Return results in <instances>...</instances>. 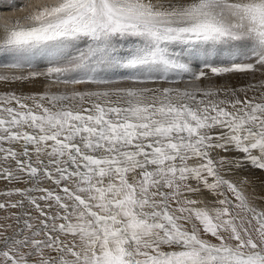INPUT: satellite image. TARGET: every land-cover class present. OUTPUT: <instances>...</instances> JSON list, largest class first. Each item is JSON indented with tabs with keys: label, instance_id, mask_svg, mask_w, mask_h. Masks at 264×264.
I'll list each match as a JSON object with an SVG mask.
<instances>
[{
	"label": "snow or ice",
	"instance_id": "snow-or-ice-1",
	"mask_svg": "<svg viewBox=\"0 0 264 264\" xmlns=\"http://www.w3.org/2000/svg\"><path fill=\"white\" fill-rule=\"evenodd\" d=\"M21 11L0 28L21 86L0 94V264H264V206L227 178L264 171V0Z\"/></svg>",
	"mask_w": 264,
	"mask_h": 264
},
{
	"label": "rangeland",
	"instance_id": "rangeland-1",
	"mask_svg": "<svg viewBox=\"0 0 264 264\" xmlns=\"http://www.w3.org/2000/svg\"><path fill=\"white\" fill-rule=\"evenodd\" d=\"M11 8L12 9L14 8V9L12 10ZM11 8L10 7L0 6V28H2L4 26L3 24H5V22H8V19L11 20L12 17L13 18H16L17 17V19H19V18L22 17V15H24V13L21 11L22 6H16V7L14 6V7H11ZM17 10H20L21 11L20 16H12L14 14V12H16ZM8 15H11V16L8 17ZM1 22H3V23H1ZM4 59H7V57H5ZM188 80H189V77L184 76L183 77V81L184 82H182V83H180L178 85H171V86L172 87H180V88H185V87H189L190 88V87H192V85L189 84V83H187ZM233 83H236V81H233ZM5 85L6 84H4V83L2 84L0 82V87H1L0 88V94L4 93L5 91H12V90H15V91H17V93H19V91L21 90V86L18 85V84L17 85H6V86ZM67 87H68V89H71V87H73V86H67ZM74 87H76V88H84V87H89V86L76 85ZM91 87H94V86H91ZM52 90L53 91H56L57 89H56V87H53ZM59 90L60 91H64L65 90V86H59ZM23 91L25 93H29V92H42V91H44V87L42 86L39 89H34V88H31V86H29V85H24L23 86ZM249 170H251L253 172V171H256L257 169H249ZM258 171H259L258 173H254V174L256 176H258L257 179L259 180V182L262 181L261 183L264 184V176H263L264 175V171H262V170H258ZM227 178L230 179V180H232V181H234V182H236V183L238 182L237 180L240 179L239 176H238V172H236L233 176L227 177ZM4 184H5L4 181H0V188H2L4 186ZM242 189H243V186H242L241 190ZM262 196H264V188L262 189L261 192L258 193V196H257V198H258L257 199V203L260 204V205H262V206H264V200L259 199Z\"/></svg>",
	"mask_w": 264,
	"mask_h": 264
},
{
	"label": "bare ground",
	"instance_id": "bare-ground-1",
	"mask_svg": "<svg viewBox=\"0 0 264 264\" xmlns=\"http://www.w3.org/2000/svg\"><path fill=\"white\" fill-rule=\"evenodd\" d=\"M29 3V0H0V6H4V7H16V6H22V8L27 4ZM12 9V8H11ZM14 9V8H13ZM12 9V10H13ZM10 13V12H9ZM20 13L21 11L20 10H17L16 12H14V14L12 16H20ZM11 15H8V17H10ZM23 16V15H22ZM4 18V17H3ZM22 18V17H21ZM14 19V20H13ZM17 20V17L16 18H13L10 20L8 19V22L9 23H14L16 22ZM3 23V22H1ZM6 23V22H5ZM4 25V24H3ZM3 84V82H1ZM6 86V85H5ZM40 87H42L41 85H37L35 87H32L31 88H34V89H39ZM55 87V86H54ZM1 88V87H0ZM258 169L256 171H247V172H238V176H239V180H237L238 184L240 182L241 179H243L244 177H247L249 183L248 184H245L243 185V189L242 191H245L247 195L249 196H253L255 195L256 197L258 196V193L262 191V189L264 188V184H262L261 182H259V180L257 179L258 176H256L254 173H258ZM234 175V174H233ZM233 175H229L228 177H231ZM262 176V175H261ZM264 176V175H263Z\"/></svg>",
	"mask_w": 264,
	"mask_h": 264
}]
</instances>
